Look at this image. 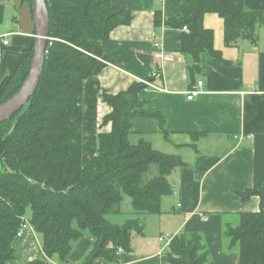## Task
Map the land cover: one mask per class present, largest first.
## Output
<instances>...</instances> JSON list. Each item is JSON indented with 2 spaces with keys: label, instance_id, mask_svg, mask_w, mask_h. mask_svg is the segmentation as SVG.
<instances>
[{
  "label": "trees",
  "instance_id": "16d2710c",
  "mask_svg": "<svg viewBox=\"0 0 264 264\" xmlns=\"http://www.w3.org/2000/svg\"><path fill=\"white\" fill-rule=\"evenodd\" d=\"M26 1L32 6V0ZM44 1L49 27L38 86L27 103L0 124V264L15 258L13 240L25 221L41 234V250L48 257L65 260L88 232L93 242L83 264H94L97 258L118 264V250L131 251L132 232L141 235L143 226L139 217L118 225L106 214L118 210L123 195L131 198L137 215L160 213L162 196L172 190L168 174L185 162L178 154L154 150L143 138L130 141L132 120L138 117L157 120L161 133L168 135L161 113L149 110L138 97L147 87L142 82L103 94L111 106L103 122H111V130L98 134L97 153L83 160V81L106 65L98 59L103 57L100 41L116 26L128 24L132 14L111 0ZM2 9L0 3V15ZM207 13L223 19L227 45L238 39L256 42V27L264 25V12L247 10L236 0H183L177 16L162 18L156 12L155 24L179 31L181 51L193 60L188 67L191 82L204 55L220 58L213 31L203 25ZM32 50L33 44L22 49L14 72L0 78V104L18 91ZM203 134L190 132L193 138ZM151 165L157 174L148 177ZM239 194H258L260 209L240 213L237 224L226 225L224 233L229 245L237 247V264H264V186L259 183ZM165 254L167 264L208 260L200 234L193 232L174 234Z\"/></svg>",
  "mask_w": 264,
  "mask_h": 264
},
{
  "label": "crops",
  "instance_id": "0c3cea01",
  "mask_svg": "<svg viewBox=\"0 0 264 264\" xmlns=\"http://www.w3.org/2000/svg\"><path fill=\"white\" fill-rule=\"evenodd\" d=\"M236 1L247 10L264 12V0ZM111 2L129 9L132 17L100 41L106 65L83 81V160L97 153L98 134L111 130V122H103L111 111L103 94H116L142 82L147 87L138 97L146 100L149 110L161 113L168 135L161 133L157 120L143 117L132 120L131 135L144 137L159 150L180 155L185 162L168 174L173 189L162 196L161 212L143 218L144 228L150 226L156 238L155 244L134 246L132 239V251L121 255L118 264H167V244L158 238L180 232L200 234L208 251L204 264H237V247L229 245L225 226L236 225L240 213L259 211L258 194L243 198L239 192L259 183L264 186V25L256 27V42L238 39L227 45L223 19L215 13L205 14L203 25L213 31V47L220 58L204 55L191 82L188 67L193 60L181 51L179 31L155 24L156 12L162 18L179 15L183 0ZM0 3L4 8L5 0ZM29 7L27 21L14 17L11 24L0 27V37L7 35L8 39L7 46L0 40V78L14 72L21 50L33 44L35 27ZM155 40L160 44L161 57L154 56ZM198 81L201 92L188 100L186 92ZM190 132L204 134L193 138ZM169 206L174 218L167 219L172 225L167 228L161 217ZM37 233L29 224L21 236H16L15 258L6 264L35 260L83 264L93 241L85 234L65 260L57 255L53 259L54 255L48 257L41 250ZM94 264L108 263L97 258Z\"/></svg>",
  "mask_w": 264,
  "mask_h": 264
},
{
  "label": "rangeland",
  "instance_id": "374dc122",
  "mask_svg": "<svg viewBox=\"0 0 264 264\" xmlns=\"http://www.w3.org/2000/svg\"><path fill=\"white\" fill-rule=\"evenodd\" d=\"M23 2H24V0H5L4 8L1 11V15H0V27H3L4 25L11 24V22L14 19V17H17V18L23 17L27 21V14L30 16V7H29L28 3H26V2L23 3ZM1 21H2V23H1ZM4 38H7V36L0 37V40H2V44H4L3 43V39ZM7 44H6V46H7ZM98 59L104 61V58L103 57L98 58ZM142 138L145 139L144 137H138V138L136 137V138H134L132 135L129 136L130 141L133 142V143L138 142V140L139 139H142ZM151 146H152V148L154 150L161 151V150H159V148L154 147L153 144H151ZM158 146H160V145H158ZM162 152H164V151H162ZM156 174H157L156 166L155 165H151L149 167L148 177H153ZM170 207L171 206H169L168 209L166 210L167 213L162 214V217H161L162 220H163V223L165 221V224H166L167 228H170V226H172L169 223V222H171V220H168L167 221V219L168 218H172V217L174 218V215L171 213L172 210H171ZM29 216H30V210L28 209L27 212H26V214H25L26 220H27V218ZM144 216L145 215H137V214H135L134 211H133L132 205H131V198L128 195H123L122 196V200L120 202V205L118 207V210L117 211H114L113 213L106 214L105 217L111 223L118 224V225H121L122 223H124L126 220H128L130 218L139 217V222L143 226V233L144 234L143 233L141 234L143 236H137L138 235L137 233L132 232V237H133L132 239H133V243H134L133 245L134 246H137V245H139V246H145L144 244L146 242H150L151 244L154 245L155 242H156V238L153 237V234L150 232V228H149L150 226L149 227L148 226H145V228H144V225H145V224H143L144 223L143 222ZM85 234L91 236L88 232H86ZM91 238L93 240V237L92 236H91ZM37 239H38V242H41L42 241V237H41V234L40 233H37ZM154 240H155V242H154ZM167 247H168V245L165 247V249H167ZM118 252H119L120 256H121V254L123 255V253H124L122 251V249H119ZM129 252H126L125 254H128ZM52 258L55 259L56 258V255H54Z\"/></svg>",
  "mask_w": 264,
  "mask_h": 264
},
{
  "label": "water",
  "instance_id": "95a60500",
  "mask_svg": "<svg viewBox=\"0 0 264 264\" xmlns=\"http://www.w3.org/2000/svg\"><path fill=\"white\" fill-rule=\"evenodd\" d=\"M31 9L35 34L28 72L18 91L0 104V124L27 103L39 83L44 63L45 44L48 38L49 20L44 0H32Z\"/></svg>",
  "mask_w": 264,
  "mask_h": 264
},
{
  "label": "built area",
  "instance_id": "2783aa9c",
  "mask_svg": "<svg viewBox=\"0 0 264 264\" xmlns=\"http://www.w3.org/2000/svg\"><path fill=\"white\" fill-rule=\"evenodd\" d=\"M183 30H187L186 27H183ZM4 36H7V35H4ZM3 43H4V44H7V43H8V39H7V38H4V39H3ZM153 46L157 49V50L155 51L154 56H155V57H161V56H162V52L158 50V49L160 48V44H159V42H158L157 40H155V41L153 42ZM200 92H201V81H198V82L193 86L192 89H190V90H188V91L186 92V98H187L188 100H190V99H192L193 97H195L196 95H198ZM28 225H29V223H28L27 221L23 222V223L20 225V227H19V229H18V231H17V233H16V236H18V237L21 236V235L23 234V231L28 227ZM172 237H173V235H169V234L166 233V234H162L161 236H159L158 239H159L160 242H163V243H165V244L168 245V243L171 241ZM167 245H166V246H167Z\"/></svg>",
  "mask_w": 264,
  "mask_h": 264
}]
</instances>
